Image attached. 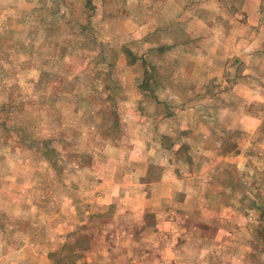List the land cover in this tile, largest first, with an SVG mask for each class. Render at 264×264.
<instances>
[{
  "label": "crops",
  "instance_id": "0c3cea01",
  "mask_svg": "<svg viewBox=\"0 0 264 264\" xmlns=\"http://www.w3.org/2000/svg\"><path fill=\"white\" fill-rule=\"evenodd\" d=\"M127 1L125 11H98L95 17L101 33L111 28L120 32L115 45L108 40V48L115 49L108 50L106 60L108 67L123 71L110 75L106 90L108 99L116 97L117 80L125 85L129 81L122 121L116 104L100 110L88 105L86 110L103 114L86 134L104 140L86 151L87 142L80 140L84 136L73 144L63 142L74 148L77 170L92 171L100 179L89 187L74 186L80 194L72 201L75 218L82 217L84 194H104L103 208L156 225L155 239L165 243L152 249L166 258L159 264H264V198L256 197L264 192L262 9L254 11L255 22L243 24L216 0ZM132 6L139 9L132 11ZM135 68L138 73L131 77ZM92 120L78 121L75 127ZM104 141L106 150L120 151L112 164ZM85 161L89 166H83ZM94 162L114 166L106 174L108 183L101 181ZM115 164L123 166L122 180L113 172ZM35 190L30 182L0 184V264H50L42 226L55 218H40L46 209ZM96 200L87 201L99 206ZM57 218L66 237L67 220ZM75 222L77 227L83 224ZM36 223L41 228L30 233L28 226ZM144 233V239L153 238ZM130 255L124 253L115 264H132L126 259ZM111 257L99 251L93 260L113 264Z\"/></svg>",
  "mask_w": 264,
  "mask_h": 264
},
{
  "label": "rangeland",
  "instance_id": "374dc122",
  "mask_svg": "<svg viewBox=\"0 0 264 264\" xmlns=\"http://www.w3.org/2000/svg\"><path fill=\"white\" fill-rule=\"evenodd\" d=\"M216 2L224 4V11H234L238 22L243 24L255 22L253 13L260 7L258 24H264V0H259V6L256 0ZM127 5V0H0V184L22 182L28 186L30 182L36 187L35 198L44 199L46 210L39 212L40 218L46 220L51 215L55 219L45 227L36 223L28 228L30 233L38 232L41 226L44 229L42 245L51 251L50 264H104L105 259L102 263L93 260L99 251H108L113 264L124 253L133 254L126 257L134 261L132 264H159L166 259L164 254L154 255L152 249L159 247L158 242L165 243L155 239L156 225L148 223L149 219L133 222L117 214L116 208H103L100 206L102 193L94 196L99 206H93L87 201L94 199L92 194L86 193L83 195L86 202L79 208L82 217L77 218L83 224L77 227L75 205H72L75 197H80L74 186L89 187L100 179L92 171H78L76 160L71 156L74 148L63 142L73 144L77 136H84L80 140L87 142L86 151L103 141L86 134L92 133V126L99 123L97 119L103 112L85 107L94 104L100 110L106 109L108 103L116 104L118 119L122 121L123 92L129 86V81L125 85L117 80L120 86L117 96L107 98L110 75L123 71L119 66L108 67L106 60L108 50L115 49L108 48L111 45L108 40L118 39L120 32L111 28L101 33L95 17L98 11H125L123 8ZM136 9L139 8L131 7L132 11ZM237 34L244 38L241 32ZM112 52L110 55H114ZM136 73V68L131 69V77ZM85 119L93 120L76 129V123ZM104 124L105 121L100 130ZM118 136L123 143L124 136L121 133ZM106 144L104 141L103 151L110 154L112 164L115 157L121 156L117 155L120 151L115 147L106 150ZM85 163H82L84 167L89 166L88 161ZM94 164L100 177L103 175L101 181L108 183L106 174L112 173L114 166L109 169L105 163ZM115 166L113 172L122 180L123 166ZM256 197L264 198V192L257 193ZM57 215L67 220L66 237L60 234ZM145 230L149 236L153 235L152 239H144Z\"/></svg>",
  "mask_w": 264,
  "mask_h": 264
}]
</instances>
